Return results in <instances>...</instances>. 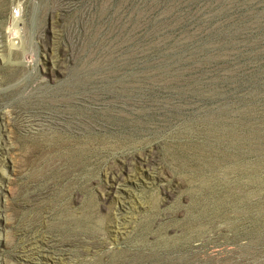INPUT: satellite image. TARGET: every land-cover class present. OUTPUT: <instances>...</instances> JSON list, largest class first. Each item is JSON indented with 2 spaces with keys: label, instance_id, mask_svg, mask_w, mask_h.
<instances>
[{
  "label": "rangeland",
  "instance_id": "obj_1",
  "mask_svg": "<svg viewBox=\"0 0 264 264\" xmlns=\"http://www.w3.org/2000/svg\"><path fill=\"white\" fill-rule=\"evenodd\" d=\"M0 264H264V0H0Z\"/></svg>",
  "mask_w": 264,
  "mask_h": 264
},
{
  "label": "bare ground",
  "instance_id": "obj_2",
  "mask_svg": "<svg viewBox=\"0 0 264 264\" xmlns=\"http://www.w3.org/2000/svg\"><path fill=\"white\" fill-rule=\"evenodd\" d=\"M12 29H11V31H12ZM13 31H14V29H13ZM22 122H23L24 131L26 130V131H30V132L40 130L42 125H43V123L41 121H37V120L31 119V118H25ZM148 160H150V159H148ZM147 163H148V161H147ZM105 177H106V183H105V186L103 187V194L105 196H109V195H111L117 191L118 184L121 181L122 177H121L120 171L116 168L109 169L107 171Z\"/></svg>",
  "mask_w": 264,
  "mask_h": 264
}]
</instances>
